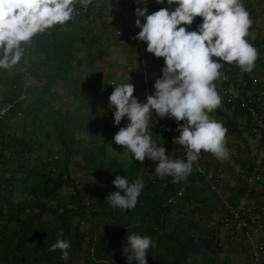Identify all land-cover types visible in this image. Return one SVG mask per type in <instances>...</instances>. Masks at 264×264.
Segmentation results:
<instances>
[{
	"label": "trees",
	"instance_id": "obj_1",
	"mask_svg": "<svg viewBox=\"0 0 264 264\" xmlns=\"http://www.w3.org/2000/svg\"><path fill=\"white\" fill-rule=\"evenodd\" d=\"M129 1L133 5L125 13L113 11L104 0H92L87 7L78 3L74 19L37 33L24 45L20 62L0 68V112L13 105L0 120V264H127L123 249L132 232L152 238L148 264H230L229 256L234 257L236 251L247 253L238 234L231 232L225 242L226 210L211 190L206 171L200 173L193 166L187 179L174 183L171 176L155 173V162L135 160L115 143L114 135L126 123L115 125L109 107L117 83L100 80L94 86L93 79L78 75L73 84L68 78L75 71L76 55L82 59L83 46L93 45L97 53L105 54V44L111 39L108 33H112L107 29L110 18L117 25L115 42L109 45L128 52L126 59L135 76L134 95L145 99L151 93L164 59L147 52L146 44L142 52L139 41L133 39L140 29L128 14L136 7L135 0ZM242 2L253 20L246 39L259 56L250 72L223 61L220 71L236 78L242 73L245 79L264 80V0ZM165 6L156 0L148 2L150 11ZM201 19L197 17L192 27ZM221 78L214 83L222 97ZM66 88L73 92L70 98L77 103L76 109L64 104L66 93L60 89ZM221 103L223 107L220 104L214 110L228 130L226 135L244 138L249 133L257 141L259 158L260 153L264 155V136L253 133L242 103L223 98ZM155 121L153 129L154 118L149 121L153 139L164 144L173 159L183 158L182 146L173 141L179 135L175 119L156 117ZM162 126H166L164 131ZM249 148L238 155L242 167L248 169L246 178L259 160ZM260 163L262 182L264 157ZM117 174L130 182L144 179L135 208H115L106 199L116 190L112 181ZM246 178L239 194L250 189ZM57 239L71 241L67 259L60 249L49 251ZM246 257L254 264L251 255Z\"/></svg>",
	"mask_w": 264,
	"mask_h": 264
},
{
	"label": "clouds",
	"instance_id": "obj_2",
	"mask_svg": "<svg viewBox=\"0 0 264 264\" xmlns=\"http://www.w3.org/2000/svg\"><path fill=\"white\" fill-rule=\"evenodd\" d=\"M92 0H0V68H11L25 55V47L37 33L74 19L77 4L87 7ZM149 0H135V25L140 29L133 39L146 43V51L163 58L161 74L153 83V91L141 99L134 95L135 84L114 86L109 107L119 131L116 144L132 153L140 162H155V173L171 176L173 182L187 179L193 162L201 151L228 159L227 128L210 116L220 106L214 81L221 77L223 62H235L242 72H250L258 59V49L246 37L253 24L242 0H156L164 4L150 11ZM113 0H110L112 7ZM197 17L201 21L192 27ZM252 39H255L254 35ZM174 118L178 136L173 141L186 148V159H173L163 145L157 144L149 130L155 118ZM153 131V130H152ZM112 184L116 190L107 200L122 210L135 208L145 187L138 177L131 181L117 174ZM124 243L127 264H148L153 244L148 235L128 233ZM124 240V242H125ZM71 241L57 239L49 251L62 250L69 257Z\"/></svg>",
	"mask_w": 264,
	"mask_h": 264
},
{
	"label": "built area",
	"instance_id": "obj_3",
	"mask_svg": "<svg viewBox=\"0 0 264 264\" xmlns=\"http://www.w3.org/2000/svg\"><path fill=\"white\" fill-rule=\"evenodd\" d=\"M104 1L110 3V0ZM132 5V2L129 0H113L112 7H114L117 13H125L124 9ZM139 43L143 52L146 43L142 41H139ZM262 43L264 45V38ZM221 73L222 98L232 104L237 101L241 102L248 111L253 133L258 137L264 136V80L261 78L245 79L242 73L237 78L231 73H225L224 71ZM145 80L146 82L148 81L147 78ZM12 107V104H8L0 112V120L8 114ZM186 151V148L182 146V154L185 159ZM206 162L207 158L201 151L199 159L193 162V166L198 172L204 173L207 169ZM260 164V162L257 163L253 175L248 179V183L251 185L253 182L260 181L261 179L260 175H258V166ZM226 169V166H218L205 172L211 190L217 194L221 205L226 210L225 227L229 229L230 233L238 234L241 240L250 245V254L254 264H264V207L257 205L235 207L223 190L222 180Z\"/></svg>",
	"mask_w": 264,
	"mask_h": 264
},
{
	"label": "rangeland",
	"instance_id": "obj_4",
	"mask_svg": "<svg viewBox=\"0 0 264 264\" xmlns=\"http://www.w3.org/2000/svg\"><path fill=\"white\" fill-rule=\"evenodd\" d=\"M108 5L111 6L110 3H108ZM111 9L113 11H115L114 7H111ZM114 14L115 13L113 12V15ZM128 14L131 15L135 19L134 10L131 9V11L128 12ZM113 15H112V17H113ZM111 23L112 22L109 18L107 20V29L112 30V33H108L109 37L111 38V39H109V44H113L115 42L114 34L116 31L114 28L117 25L116 22H115V26H114V24H111ZM109 44L108 45L105 44L107 50H105V52H102L105 54L97 53V51H96L97 49L93 45L83 46L82 52L80 53V56L82 57V59L79 60L78 58H80V57H77V55H76V58L73 62L75 71H73V74L70 73V75L68 76V78L69 77L71 78L73 84H75V80L77 78L78 79L80 78L79 76H85V75H86L85 77L94 80V82H93L94 86L97 84V81H100V80H102L104 82L106 81L109 84L117 83V85H118L119 83H127L131 79V77L129 75L128 76L121 75L118 72L113 73V77L111 76L110 72H111V70H113L115 68V66H117L118 68H119V66H120V68L122 66H124L125 68L129 67V61L126 59V53H128V52L123 53L122 51H118L115 47V44L113 46H110ZM131 54H133V53H131ZM130 59H132V58L130 57ZM122 62H123V65H121ZM72 77H75V79ZM60 86L61 85H59V88H60ZM71 86H73V85L68 86V89H70ZM94 86H91V87H94ZM68 89L66 88V91H65V89H64V91L60 89V91H61V93H63V92H64V94L66 93L65 97H64V102H66L64 104H67L66 107L73 110V109H76L77 103H75V101H73L74 99L70 98L71 96L73 97V92H70V90L68 91ZM152 91H153V87H151V92ZM137 96L139 98H141L140 94H137ZM70 99H72V100H70ZM221 106L223 107L222 103H221ZM215 112L216 111L213 110V112L210 113V116L220 122L222 118H221V116H217V114ZM165 129H166V126H162L161 130L164 131ZM244 139H245L247 145L249 144V146L251 147L253 154L256 155L257 158H259V151L256 148V140L251 138L247 132L244 133V138L243 137L238 138L237 136H232V135L227 136L226 135V146L228 149H229V146H233V145L238 146V144L243 143ZM230 156H231V153H230L229 157ZM77 173H80V171H78ZM223 190H224V193L226 194L227 191H226L224 185H223ZM251 203H254V200H251ZM226 229L223 230V234L225 237V242L227 243L230 231H228ZM233 244H235V246L238 247L237 246L238 243L233 242ZM237 253H239V252H237ZM229 257L230 258L228 261L230 262V264H252V263H249L248 260H246L247 257H246L245 252H244V254H242V253L238 254V256L234 255V257L237 259H233L232 255ZM222 258H223V256H222Z\"/></svg>",
	"mask_w": 264,
	"mask_h": 264
},
{
	"label": "crops",
	"instance_id": "obj_5",
	"mask_svg": "<svg viewBox=\"0 0 264 264\" xmlns=\"http://www.w3.org/2000/svg\"><path fill=\"white\" fill-rule=\"evenodd\" d=\"M116 72H118L121 75H126V76L129 75L131 77V82L132 83L135 82V76L132 73V67L125 68L124 66H122L120 68L119 66L118 68L117 66H115V68L111 70L110 72L111 76L113 77V73H116ZM247 147L249 148L250 146L249 144L247 145L245 139L243 143L238 144V146L236 145L229 146L228 150L231 153V156L228 159H218L214 154L207 152V154H205L207 158L206 171L215 169L218 166H226L227 169H226L225 176L222 180V184L224 185L227 191L226 195L229 197L230 201L232 200L233 203H236L237 205H239V207H251L254 205L264 207V179H262V182H260L261 180L253 182L252 185H250V189L247 191L244 190L242 194L238 193L239 188H241L244 185L243 178H246V175L248 174V171H247L248 169L242 167L243 162L240 161V158L238 157V155L245 154ZM256 148H257V141H256ZM260 156L261 157L259 158L257 163L261 162V160L264 157L262 153H260ZM252 174L253 172L251 173V176ZM250 177L246 178V182H248V179ZM250 191H252V193ZM251 200H254V203H251ZM226 230L229 231V229H226ZM259 238L261 239V237ZM243 245L247 249L246 255L247 256L251 255L250 245L246 242H244ZM240 253L241 252L238 250L236 251L234 255L238 256V254Z\"/></svg>",
	"mask_w": 264,
	"mask_h": 264
}]
</instances>
